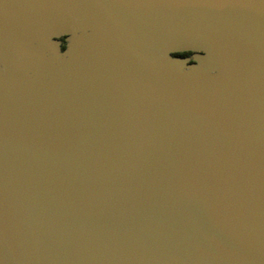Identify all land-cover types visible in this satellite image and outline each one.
Masks as SVG:
<instances>
[{"label":"water","instance_id":"water-1","mask_svg":"<svg viewBox=\"0 0 264 264\" xmlns=\"http://www.w3.org/2000/svg\"><path fill=\"white\" fill-rule=\"evenodd\" d=\"M0 264H264V0H0Z\"/></svg>","mask_w":264,"mask_h":264},{"label":"trees","instance_id":"trees-1","mask_svg":"<svg viewBox=\"0 0 264 264\" xmlns=\"http://www.w3.org/2000/svg\"><path fill=\"white\" fill-rule=\"evenodd\" d=\"M62 42H63L62 49L65 50V48H66V43H65L64 39H62ZM186 55H187L186 53H178V54H175L174 56H177V57H184V56H186Z\"/></svg>","mask_w":264,"mask_h":264},{"label":"flooded vegetation","instance_id":"flooded-vegetation-1","mask_svg":"<svg viewBox=\"0 0 264 264\" xmlns=\"http://www.w3.org/2000/svg\"><path fill=\"white\" fill-rule=\"evenodd\" d=\"M187 55L182 57V58H189V57H192L194 55V53L192 52H185Z\"/></svg>","mask_w":264,"mask_h":264}]
</instances>
